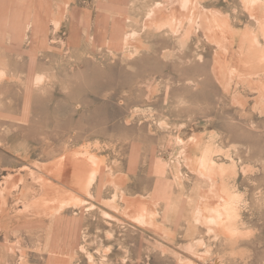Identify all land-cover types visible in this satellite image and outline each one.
<instances>
[{"label":"rangeland","instance_id":"obj_1","mask_svg":"<svg viewBox=\"0 0 264 264\" xmlns=\"http://www.w3.org/2000/svg\"><path fill=\"white\" fill-rule=\"evenodd\" d=\"M0 264H264V0H0Z\"/></svg>","mask_w":264,"mask_h":264},{"label":"bare ground","instance_id":"obj_2","mask_svg":"<svg viewBox=\"0 0 264 264\" xmlns=\"http://www.w3.org/2000/svg\"><path fill=\"white\" fill-rule=\"evenodd\" d=\"M149 73V72H148ZM153 74V73H152ZM131 120V119H130ZM128 121V120H127ZM65 169H66V167H65ZM64 170V169H63ZM212 170V169H211ZM226 187V186H225ZM226 200V199H225ZM230 209H231V205H230V201H229V199L227 198V200H226V204H225V209H224V214L225 215H229L230 214ZM223 215V214H222Z\"/></svg>","mask_w":264,"mask_h":264}]
</instances>
